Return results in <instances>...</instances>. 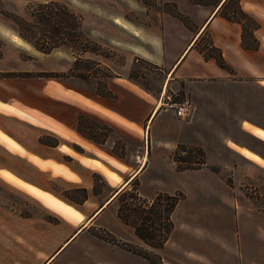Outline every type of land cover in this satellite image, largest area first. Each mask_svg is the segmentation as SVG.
Returning <instances> with one entry per match:
<instances>
[{
  "label": "rangeland",
  "instance_id": "obj_1",
  "mask_svg": "<svg viewBox=\"0 0 264 264\" xmlns=\"http://www.w3.org/2000/svg\"><path fill=\"white\" fill-rule=\"evenodd\" d=\"M52 1L79 16L81 30L90 39L89 51H81L85 46L83 36H75L74 42L58 37L56 43L60 46L50 53L19 37L22 30L42 42L48 26L34 12L40 4ZM227 4L226 12L244 19L247 43L257 44L253 29L260 25L259 21L241 9L240 0H228ZM176 9L174 0H0V94L4 98L20 95L25 102L13 100L6 105L0 100V262L36 246L37 236L43 231L55 235L57 245L60 237L71 235L77 225L84 223L77 209H82L87 217L114 193L120 179L126 181L130 171L138 169L140 163L136 160L143 152V139L102 117L136 134L142 130L85 95L93 99L97 96L117 99V93L109 89V81L115 75H124L127 69L123 68L126 51L108 41L115 36L114 17L147 24L155 20L160 10L175 13ZM61 20L66 26L63 17ZM258 34L264 37V26ZM208 43L209 38L204 35L199 49L206 48ZM213 53L219 55L215 50ZM128 73L130 79L155 95L161 90L165 73L155 65L140 60ZM117 90L126 94L120 88ZM169 92L170 99L164 97V103L188 99L182 92ZM122 99L119 102L123 111L137 117L142 115L137 102L135 105L132 99L130 102ZM11 112L15 115L8 114ZM189 155L188 151L179 150L173 156V159L185 157L186 161L179 160L177 165L187 167L184 170L190 172L186 175L169 172L160 175L151 168L144 178L146 184L141 186L136 178L116 198L113 208L118 209L119 233L127 236L134 230L141 241L129 243L116 234L118 228L113 232L100 227L98 222L91 228L93 233L148 257L154 264H166L159 249L169 239L174 225L181 223L189 226V230L183 233L178 227L174 237L181 238L192 231L200 232L201 239L213 232L234 234V228L239 226L243 239L241 222L245 219L233 205L234 195L230 190L218 192L224 188L220 176L208 171L195 172L203 166V155L197 152ZM229 167L234 172L226 182L244 199L243 207L252 220L249 235L263 238L264 164L262 167L252 162H232ZM87 182L91 183L89 191ZM195 182L205 188L193 186ZM166 189L179 190L168 194L164 193ZM174 203L178 206L171 213L169 209ZM187 213H193V217L199 213L212 214V219L215 218L207 225L202 221L208 218L192 220L186 218ZM214 222L220 225L213 226ZM109 263L134 264L122 258Z\"/></svg>",
  "mask_w": 264,
  "mask_h": 264
},
{
  "label": "crops",
  "instance_id": "obj_2",
  "mask_svg": "<svg viewBox=\"0 0 264 264\" xmlns=\"http://www.w3.org/2000/svg\"><path fill=\"white\" fill-rule=\"evenodd\" d=\"M174 3L177 8L175 13L160 10L156 13L155 20L147 24L121 16L112 19L115 36L108 41L126 51L123 68L127 72L115 75L109 81V89L117 93V99L107 96L93 99L85 95L142 130L140 134H136L109 118L91 112L143 139V152L139 160H136L140 164L145 161L141 171L136 175L134 173L137 169H133L126 181L121 182L120 179L114 193L87 217L82 209L76 208L86 223L126 182L125 188L87 226L84 223L82 230L79 229L81 224L77 225L76 231L67 237H60L57 245L55 235L43 231L37 236L36 246L25 248L12 259H4L0 264H110L109 262L120 258L127 263L154 264L148 257L97 236L91 228L96 227L97 222L100 227H107L113 232L118 228L116 234L119 238L135 244L138 238L134 230L129 231L133 234L127 236L119 233L118 209L113 208L115 200L134 179H140L141 186L146 184L144 178L151 168L160 175L167 172L186 175L190 172L179 169L173 159L181 144L201 148L205 162L195 172L208 171L214 176H220L224 181V188L218 192L230 190L234 195L233 205L245 219L241 220L244 238H240L239 226L234 228V234L231 231L228 235L213 232L208 238L201 239L203 235L200 232L192 231V234L185 233V236L178 238L173 236L174 230L180 227V231L184 233V230H189V226L184 223L174 225L169 239L159 249L164 261L167 260L165 263L264 264V237L249 235L248 227L252 220L243 207L244 199L239 196L235 187L226 182L228 175L234 172L229 167L232 162L246 161L262 167L264 164V37L258 34L264 26V3L259 0H240L241 9L259 21L260 25L253 29L257 44L247 43L244 19L235 18L226 12L228 0H174ZM150 14L147 12L148 16ZM204 35L209 38V43L206 48L199 49V42ZM214 50L218 52V56L213 53ZM140 60L155 65L165 73L157 95L126 75L131 66ZM117 88L124 90L126 94L122 95ZM169 91L171 94L182 92L191 101L192 109L187 118L177 116L175 104L178 102L164 103V97L170 99ZM15 96L17 95H6L4 98L0 94V100L6 105H11L13 100L25 104L20 95ZM122 98H127L129 102L132 99L135 105L137 102L142 115L137 117L132 112L123 111L120 103ZM161 102L162 105L158 108ZM8 114L15 115L13 112ZM225 131V136L219 134ZM134 175L136 176L128 182ZM86 184L87 190H90L91 183ZM193 186L201 185L195 182ZM178 190L166 189L164 193L173 194ZM84 205L85 203L82 204ZM110 210L111 214H108ZM185 216L192 220L208 218L209 220L202 221L207 225L215 218L213 216L212 219V214L209 216L201 213L194 217L193 213ZM63 217L73 222L66 216ZM219 217H222L221 213ZM217 225L220 224L214 222L213 226Z\"/></svg>",
  "mask_w": 264,
  "mask_h": 264
},
{
  "label": "trees",
  "instance_id": "obj_3",
  "mask_svg": "<svg viewBox=\"0 0 264 264\" xmlns=\"http://www.w3.org/2000/svg\"><path fill=\"white\" fill-rule=\"evenodd\" d=\"M34 13H35V16H36V14L41 15L43 20L46 21L45 24L48 26V28H46L47 33L44 34L42 42L39 43L36 40L32 39L31 37L25 35V33L22 32V30H20L19 33H20V37H22L23 39H26L28 42L32 43L36 49H38L42 52H45V53H50L54 48L60 46L56 43L58 37L63 36L64 37L63 39H65V41H69V42L73 41L74 42L76 37L83 36V42H84L85 46L83 48H81V51H82V53H84L85 51L90 50L89 46H87L90 39H88L85 36V34L83 33V31L81 30V28H82L81 27V20H79V16L75 12L71 11L67 6H61V4H59L58 2L52 1V2H49L46 4H40V8L37 9ZM34 13H33V15H34ZM245 15H247V14H245ZM62 17H63V20H64L66 26L63 24V22L61 20ZM58 18H59V23L55 24V21H57ZM50 24H51V26H50ZM69 32H70V34H69ZM76 33H78V34H76ZM178 149L186 151V152L188 151V153L190 154L189 156H191L193 154V152H197V153L204 156V151L201 148L188 147L186 145L181 144V145H179ZM179 160L180 161H186L185 157L183 158L180 156L177 159H175V161H177L178 164L180 163V162H178ZM204 162H205V160H203V163ZM178 167L181 169L187 168V167H184L181 165H179ZM176 205H177V203H174L172 208L169 209L171 211V213L173 212Z\"/></svg>",
  "mask_w": 264,
  "mask_h": 264
},
{
  "label": "built area",
  "instance_id": "obj_4",
  "mask_svg": "<svg viewBox=\"0 0 264 264\" xmlns=\"http://www.w3.org/2000/svg\"><path fill=\"white\" fill-rule=\"evenodd\" d=\"M191 101L189 99H185L181 102H178L175 104V111L179 118L185 119L187 118L191 113Z\"/></svg>",
  "mask_w": 264,
  "mask_h": 264
},
{
  "label": "bare ground",
  "instance_id": "obj_5",
  "mask_svg": "<svg viewBox=\"0 0 264 264\" xmlns=\"http://www.w3.org/2000/svg\"><path fill=\"white\" fill-rule=\"evenodd\" d=\"M20 37V36H19ZM22 38V37H21ZM20 42V41H19ZM22 46H24V45H22ZM162 105V102L158 105V108L160 107ZM157 108V109H158ZM144 164H145V161L143 160V161H141V164H140V167L136 170V172L134 173V174H138V172L139 171H141V167H143L144 166ZM136 175H134L133 177H130L131 179L128 181V182H130ZM126 183V182H125ZM125 183L124 184H122V186H121V189L120 190H118V192L111 198V200H109V201H107V202H105L106 203V205L102 208V209H100V211L94 216V217H92V218H90L89 220H87L86 221V223H85V226H87V224L89 223V222H91V220H93V218H95L107 205H109L110 204V202L125 188ZM128 184V183H127ZM99 210V209H98ZM97 210V211H98ZM84 223L83 224H81V226H80V228L79 229H83L85 226H83L84 225ZM83 226V228H81ZM80 230V231H81Z\"/></svg>",
  "mask_w": 264,
  "mask_h": 264
}]
</instances>
